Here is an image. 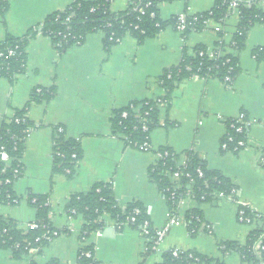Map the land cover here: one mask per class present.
<instances>
[{
	"label": "crops",
	"instance_id": "crops-1",
	"mask_svg": "<svg viewBox=\"0 0 264 264\" xmlns=\"http://www.w3.org/2000/svg\"><path fill=\"white\" fill-rule=\"evenodd\" d=\"M9 7L0 17V42L7 33L21 36L55 10L75 0H7ZM128 0H112L113 11L123 10ZM214 0H174L158 5L160 17L167 20L179 12L199 14L209 11ZM260 7L264 10V2ZM238 15L231 10L220 25L228 44L236 30ZM212 22L200 32H192L187 41L171 27L142 43L125 35L107 54L102 33L86 36L84 42L68 47L59 54L50 39L38 34L26 47V71L13 82L0 76V125L16 108H22L35 86H55L47 102L32 103L27 116L32 122L21 157V174L12 188L20 200L0 204V215L19 225L34 222L36 210L27 199L29 193L45 195L52 228L59 231L40 253L13 258L9 249L0 246V264H81L78 258L79 235L84 221L81 216H68L66 201L72 194L87 192L98 182L112 186L117 204H142L153 228L167 219L166 200L148 177V169L158 160L154 151L171 147L180 154L183 164L189 151L194 152L208 169L217 170L234 185L232 195L212 198L197 204L185 198L180 204L179 222L173 225L159 246L142 256L146 238L130 224L119 225L108 215L101 219L100 235H90L92 256L98 264H155L163 251L176 248L194 250L225 264H250L238 252L223 257L218 243L229 240L244 244L250 231L262 227V219L250 223L238 220V206L247 205L264 218V60L256 61L254 50L264 51V23H255L248 31L245 46L237 54L239 73L230 85L215 78L192 77L181 80L174 88L167 117L170 126L161 125L151 131L149 144L153 151L126 148L112 135L110 116L114 108L133 100L162 95L158 77L165 68L178 64L184 44L189 53L202 44L211 50L220 37ZM246 114V147L237 153L225 152L221 138L226 119ZM57 126L66 137L76 139L83 156L68 178L52 173V144ZM198 207L205 228L195 235L188 231L183 213Z\"/></svg>",
	"mask_w": 264,
	"mask_h": 264
},
{
	"label": "trees",
	"instance_id": "trees-1",
	"mask_svg": "<svg viewBox=\"0 0 264 264\" xmlns=\"http://www.w3.org/2000/svg\"><path fill=\"white\" fill-rule=\"evenodd\" d=\"M111 1L75 0L63 9L48 14L21 36L7 33L0 42V76L13 82L17 75L26 71V47L38 34L49 38L53 48L61 54L70 46L82 44L87 35L101 32L103 48L108 54L125 35H130L138 43H142L167 27L177 31V15L162 20L158 9L161 2L174 0H128L127 7L117 11L111 10ZM232 2H236L238 22L228 44H225L222 31L218 32L220 40L211 50L198 44L189 53L184 44L178 64L165 68L158 77L159 85L163 90L162 95L145 100H133L125 106L112 110L111 133L120 138L124 147L153 151L149 144L150 133L161 125L162 113L163 125L170 126L167 114L172 93L181 80L197 76L204 80L215 78L228 85L232 83L240 70L237 54L245 46L249 29L255 23H264V10L260 7L264 0H214L213 7L209 11L197 14L200 17L196 21L189 17L187 27L181 33L185 41L192 32L203 30L206 27L205 21L208 19L225 25V20L232 10ZM8 7L7 0H0V17L3 18ZM140 7L143 8V14L138 12ZM8 51H12L13 54H8ZM254 57L258 62L263 61L264 51L255 49ZM226 77L229 80H226ZM54 93L55 86L33 87L26 104L22 108H16L13 114L4 119L0 125V151H5L10 158L8 163L0 159V204L11 205L20 200L19 196L15 195L12 184L21 174V157L25 139L33 125L27 116L28 107L32 103L49 101ZM244 115L247 120L246 114ZM224 124L225 133L220 143H226L227 148L223 151L237 153L245 148L246 144L240 146L238 142L247 141V130L236 132L232 126L236 124L234 118L226 119ZM154 151L159 158L149 167L148 177L166 200L168 211L174 215H180V201L184 199L189 187L198 205L210 202L214 195L228 196L234 193L235 188L231 181L217 170L208 169L194 152L189 151L185 162L179 164L180 154L171 147L161 146ZM82 156L79 142L74 138L66 137L62 126H57L52 144V173H61L70 178ZM198 169L201 170V175ZM174 171L180 173L178 189L173 188L174 183L169 176ZM27 199L36 210L34 221L36 228L24 231L19 228L17 222L0 215V246L11 250L13 258L16 259L27 254L30 247L36 248L37 253H40L44 246L59 234V231L52 228L48 218L50 208L47 197L29 193ZM134 209L139 212L134 214ZM238 209L243 210L244 218L263 219L250 207L239 205ZM65 212L68 216L79 215L84 221L79 235L81 246L78 258L81 264H98L93 256L87 257L85 252L92 253V246L87 240L90 235L102 230L104 222L101 217L104 215H108L117 224L129 222L132 227L141 232L144 221H147L149 232L142 233L146 238L142 256L145 258L153 251L154 228L146 208L137 202L128 203L124 208L120 207L112 186L108 183L98 182L93 184L87 192L72 194L66 201ZM131 218H134L133 223H130ZM183 220L191 235L205 228V221L198 207L187 209L183 213ZM242 221L245 223V220ZM263 231L264 228L250 231L243 245L235 241H221L218 243L219 251L223 257L235 251L239 253L242 260L250 264H264V249L255 248L259 241L264 246V238H261ZM30 264H35L32 259ZM155 264L225 263L194 250L180 251L177 256H173L169 249L162 252L161 260Z\"/></svg>",
	"mask_w": 264,
	"mask_h": 264
},
{
	"label": "built area",
	"instance_id": "built-area-1",
	"mask_svg": "<svg viewBox=\"0 0 264 264\" xmlns=\"http://www.w3.org/2000/svg\"><path fill=\"white\" fill-rule=\"evenodd\" d=\"M231 8L233 10H236V2H232L231 3ZM138 12H140V14H143V8L140 7L138 9ZM176 15H177L176 16V20H177V27H176V29H177L178 32H180V34L187 27V24H188V21L187 20H188L189 17L193 21H196L200 17L197 14H187L186 12H179ZM210 22H212L214 24L213 26L216 29V31H221L220 25L217 22H215L214 20H212V19H208L207 21H205V25H207ZM8 54H13V52L12 51H8ZM194 77H197V76H194ZM225 79L226 80H229L228 77H226ZM234 119L236 120V124H232V126L235 128V131L236 132H243L244 129H246V130L248 129V126L250 125V121L249 120H246L245 115L243 113H240ZM143 128L146 129V127H143ZM229 139L231 140V137H229ZM245 144H247V141L246 142L245 141H239L238 142V145H240V146H244ZM221 148H222V150H225L227 148L226 143H221ZM158 158H159V155H158ZM0 159L3 162H5V163H8L9 160H10L8 154L5 151H0ZM15 172H17L16 169H15ZM198 173H199V175H201L202 174L201 170L198 169ZM179 175H180L179 171H174V172H172V173L169 174L170 180L174 183V185H173V188L174 189L180 188V182H178L179 181ZM221 196H223V195L222 194L214 195L215 198L221 197ZM185 198L194 200L193 199V196H192V189H191V187H189L187 189L184 199ZM184 199H182L180 201V204L183 202ZM240 205L241 206L248 207L247 205H243V204H240ZM138 212L139 211L137 209H134V211H133L134 214H137ZM238 215H239V221L240 222H244L242 220H245V223H250V222H252V221L255 220V219L250 220L249 218H244L242 216L243 215V210H241V209H238ZM179 219L180 218L177 215H174L173 213H171L170 211H168L167 219H166L165 223L163 224V226L154 229V245H153V250L156 249L159 246L160 242L162 241L163 237L165 236V234L167 233V231L169 230V228H171L173 225L177 224L179 222ZM133 222H134V218H131L130 219V223H133ZM125 223L129 224V222H122V223H119V225H123ZM147 225H148V222L147 221H144L143 226H142V230H143L142 233L143 234H147L149 232V230L147 228ZM36 227H37V225L34 222H30V223H26V224L19 225V228L23 229L24 231H26L27 229L36 228ZM261 228H264V218L262 219V227ZM96 234L97 235H100V231H97ZM261 238H264V231L261 234ZM255 248L256 249H264V246L261 245V242L259 241L257 243V245H256ZM144 250H145V247H144ZM170 250H171L173 256H177L179 254V252L181 251V250L176 249V248H171ZM28 253L29 254H36L37 253V249L36 248H33V247H30L28 249ZM85 255L87 257H90V256H92V253L90 251H87V252H85Z\"/></svg>",
	"mask_w": 264,
	"mask_h": 264
},
{
	"label": "rangeland",
	"instance_id": "rangeland-1",
	"mask_svg": "<svg viewBox=\"0 0 264 264\" xmlns=\"http://www.w3.org/2000/svg\"><path fill=\"white\" fill-rule=\"evenodd\" d=\"M177 35H179L180 34V32H178V31H174ZM97 33H99V32H97ZM187 41V40H186Z\"/></svg>",
	"mask_w": 264,
	"mask_h": 264
}]
</instances>
